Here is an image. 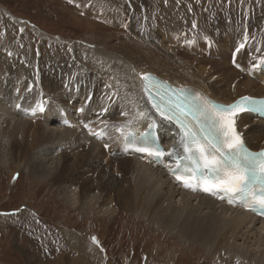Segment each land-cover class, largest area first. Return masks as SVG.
Returning <instances> with one entry per match:
<instances>
[{
    "label": "bare ground",
    "instance_id": "obj_1",
    "mask_svg": "<svg viewBox=\"0 0 264 264\" xmlns=\"http://www.w3.org/2000/svg\"><path fill=\"white\" fill-rule=\"evenodd\" d=\"M175 3L176 9L158 15L143 42L137 35L98 32L76 41L71 47L74 58L64 63L69 72L60 75L56 69L59 61L50 67L55 74L48 76L50 104L43 106V112L32 115L36 106L9 109L4 101L0 103V158L7 152L6 164L11 159L18 168H27L36 177L58 185L63 203L76 200L82 207L91 205L88 210L101 208L110 215L116 206L155 228L174 233L182 242L213 247L238 263L264 264V220L229 207L212 195L181 187L170 174L172 159L167 155L157 164L148 154L132 149L124 152L128 147L118 129L139 138L157 122L165 153L180 138L179 131L160 126L161 121L151 112L142 92L144 74L177 87L189 86L201 97L222 104L244 96H264V9L244 6L222 13L216 24H210L209 11L189 16L183 6L179 7L188 2ZM97 10L110 24H121L125 29L124 21L113 22L123 17L120 12ZM97 10L93 16L98 15ZM86 25L88 33L95 28L93 23ZM242 42L245 48L236 54L234 64V49ZM72 70L84 75L82 93L73 97L66 96L75 94L68 88L61 92V87L74 81ZM40 81L44 83L45 78ZM66 98L79 101L80 106L68 104ZM67 119L76 123L73 129L63 125ZM235 121L245 146L254 151L264 148V121L246 113L235 116ZM53 123L59 124L55 127ZM80 123L91 131L84 133ZM75 239L73 247H81L89 256L98 255L86 250L84 240Z\"/></svg>",
    "mask_w": 264,
    "mask_h": 264
},
{
    "label": "rangeland",
    "instance_id": "obj_2",
    "mask_svg": "<svg viewBox=\"0 0 264 264\" xmlns=\"http://www.w3.org/2000/svg\"><path fill=\"white\" fill-rule=\"evenodd\" d=\"M176 1L189 3L179 5L189 16L209 11L210 24H216L222 13L244 6L264 9V0H0V62H4L0 65L4 89L0 103L4 101L2 104L9 109L50 104L46 87L48 76L55 74L50 67L59 61V74L69 72L64 63L74 58L71 47L76 41L97 32L129 36L134 32L143 42L158 15L176 9ZM100 7L103 11L122 12L125 18L113 22L128 20L129 29L110 24V19L97 10ZM95 10L98 15L92 16ZM92 23L95 28L88 33L86 24ZM70 74L75 82L84 81L82 73L72 70ZM43 78L45 84L40 81ZM5 153L3 157L8 159ZM4 159L0 158V264H242L213 247L190 240L182 242L174 233L155 228L116 206L111 213L114 215H110L101 208L88 210L91 205L82 207L76 200L63 203L58 185L36 177L27 168H18L11 159L6 164ZM44 225L49 229L45 230ZM35 235L44 240L53 235L58 246L41 250L45 241L39 246ZM75 238L84 240L86 250L98 255L89 256L81 247L74 248ZM58 252L62 254L57 257Z\"/></svg>",
    "mask_w": 264,
    "mask_h": 264
},
{
    "label": "snow or ice",
    "instance_id": "obj_3",
    "mask_svg": "<svg viewBox=\"0 0 264 264\" xmlns=\"http://www.w3.org/2000/svg\"><path fill=\"white\" fill-rule=\"evenodd\" d=\"M70 3L73 0H69ZM195 28L196 25L194 24ZM247 37H245V42ZM245 48L242 42L233 52V63H236V54ZM259 66V65H257ZM142 79L146 82L144 90L150 97V84H153L149 75L144 74ZM153 86H156L153 84ZM153 108L164 119L173 122L180 129V138L172 150L165 153L160 148L137 147L139 152H147L151 157L163 159L167 155L176 161V169H182L188 176L182 177L174 171L178 180L184 183L185 187L193 188L195 185L190 181L197 177L204 183L203 190L212 195L223 192L225 195L239 193L250 199L254 205L264 209V152L254 153L249 151L244 144L241 134L235 127V115L237 110L257 111L252 104H244L238 101L236 104L227 107L215 104L206 97L193 94L188 90L180 89L172 91L165 99L160 96V102L153 103ZM264 111V105L260 107ZM37 111L43 112L42 104H37L32 115ZM83 111V109H80ZM142 115V113H141ZM87 128L88 125L85 124ZM122 136L125 140V148L138 139L133 133H125L122 129ZM149 133H144L140 138L147 140ZM107 147V145H106ZM183 149L180 154L177 149ZM182 161H186L182 165ZM211 177L214 183L208 184L207 178ZM260 185V195L257 196L254 187ZM215 189V190H214ZM95 241V238H93Z\"/></svg>",
    "mask_w": 264,
    "mask_h": 264
},
{
    "label": "crops",
    "instance_id": "obj_4",
    "mask_svg": "<svg viewBox=\"0 0 264 264\" xmlns=\"http://www.w3.org/2000/svg\"><path fill=\"white\" fill-rule=\"evenodd\" d=\"M36 258L39 259L38 256Z\"/></svg>",
    "mask_w": 264,
    "mask_h": 264
}]
</instances>
